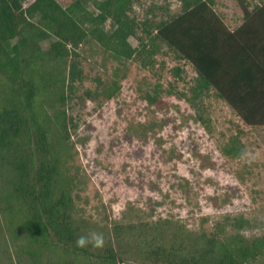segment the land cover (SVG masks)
I'll return each instance as SVG.
<instances>
[{
	"label": "trees",
	"instance_id": "obj_1",
	"mask_svg": "<svg viewBox=\"0 0 264 264\" xmlns=\"http://www.w3.org/2000/svg\"><path fill=\"white\" fill-rule=\"evenodd\" d=\"M25 1L0 0V264H264V234H241L249 224L243 216L209 231L158 218L118 223L101 234L74 217V177L65 172L76 128L66 104L85 77L78 47L90 40L117 62L152 68L158 54L172 52L190 63L197 76L181 96L207 130L203 99L210 92L245 124L264 126V0L252 7L241 0L242 21L233 30L215 11L216 0H178L177 13L150 0L143 19L133 14L140 0ZM113 75L108 82L97 78L99 88L79 97L116 96L120 78ZM161 87L143 97L158 102ZM221 150L242 154L237 137ZM94 233L101 246L91 240ZM82 236L89 239L83 247Z\"/></svg>",
	"mask_w": 264,
	"mask_h": 264
},
{
	"label": "rangeland",
	"instance_id": "obj_2",
	"mask_svg": "<svg viewBox=\"0 0 264 264\" xmlns=\"http://www.w3.org/2000/svg\"><path fill=\"white\" fill-rule=\"evenodd\" d=\"M155 1L168 4L171 13L180 10L178 0ZM260 1L245 0L250 7ZM240 2L216 0L214 5L232 30L242 21ZM149 3L135 2L133 14L143 19ZM128 41L137 45L132 36ZM49 43L46 40L43 46ZM78 52L85 77L66 104L76 128L70 129L73 158L65 166L74 177L71 193L77 220L97 226L101 234L118 223L158 218L177 220L197 232L243 216L249 224L238 230L241 234L249 238L264 234V126L245 124L210 92L203 99L210 118L207 130L181 96L190 94L196 72L172 52L158 54L152 68L136 60L117 62L93 40L80 45ZM175 66L181 69L179 75ZM113 72L120 78L116 96L79 97L86 89L99 88L97 78L111 81ZM159 84V101L150 104L143 95L154 94ZM231 137H237L242 147L238 157L221 150ZM2 224L0 217V228Z\"/></svg>",
	"mask_w": 264,
	"mask_h": 264
},
{
	"label": "clouds",
	"instance_id": "obj_3",
	"mask_svg": "<svg viewBox=\"0 0 264 264\" xmlns=\"http://www.w3.org/2000/svg\"><path fill=\"white\" fill-rule=\"evenodd\" d=\"M91 240H94L95 241L96 246H101L102 243H103L102 236H100L98 234H95V233L92 234ZM88 242H89V239L82 236V237L78 238L77 245L83 247Z\"/></svg>",
	"mask_w": 264,
	"mask_h": 264
},
{
	"label": "built area",
	"instance_id": "obj_4",
	"mask_svg": "<svg viewBox=\"0 0 264 264\" xmlns=\"http://www.w3.org/2000/svg\"><path fill=\"white\" fill-rule=\"evenodd\" d=\"M24 6H25V4H24Z\"/></svg>",
	"mask_w": 264,
	"mask_h": 264
}]
</instances>
